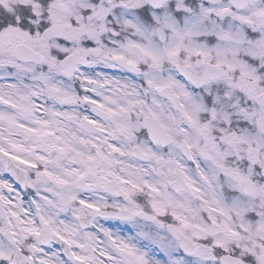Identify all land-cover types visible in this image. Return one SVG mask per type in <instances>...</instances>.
I'll use <instances>...</instances> for the list:
<instances>
[{
	"label": "snow or ice",
	"instance_id": "6c2138e0",
	"mask_svg": "<svg viewBox=\"0 0 264 264\" xmlns=\"http://www.w3.org/2000/svg\"><path fill=\"white\" fill-rule=\"evenodd\" d=\"M0 264H264V0H0Z\"/></svg>",
	"mask_w": 264,
	"mask_h": 264
}]
</instances>
